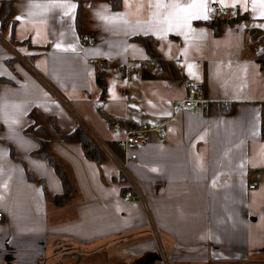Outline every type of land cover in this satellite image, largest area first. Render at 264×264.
Wrapping results in <instances>:
<instances>
[{
	"label": "crops",
	"instance_id": "crops-1",
	"mask_svg": "<svg viewBox=\"0 0 264 264\" xmlns=\"http://www.w3.org/2000/svg\"><path fill=\"white\" fill-rule=\"evenodd\" d=\"M4 2L15 24L12 37L0 24V264H264V0H196L199 18L172 30L156 4L193 0ZM188 80L210 101L197 113L179 109ZM144 123L165 138L150 131L127 160L119 140ZM79 125L100 163L59 136ZM27 132L68 168L66 204L49 200L63 187ZM124 162L139 199L123 198Z\"/></svg>",
	"mask_w": 264,
	"mask_h": 264
},
{
	"label": "trees",
	"instance_id": "trees-1",
	"mask_svg": "<svg viewBox=\"0 0 264 264\" xmlns=\"http://www.w3.org/2000/svg\"><path fill=\"white\" fill-rule=\"evenodd\" d=\"M74 1L78 5H80L82 2L90 1V0H74ZM105 1H107L110 4L112 9H119L121 6V0H105ZM235 19L236 18H233L231 19V21H234ZM9 22L11 23V37H12L15 22L13 20H10L8 3L4 2L1 5V9H0L1 27H4ZM260 39H263V38H260ZM141 40H142V43L145 45V48L147 49V52L149 53V55L153 57L154 55L149 49L147 42L143 39ZM257 59L261 63H264V56L257 57ZM263 70H264V67H263ZM95 80H96L97 89L99 91V101L100 103H102L106 99V83H105L104 75L99 71L96 72ZM98 108L100 111L101 110L100 107ZM107 121L110 122L108 118H107ZM120 123L121 125H125L122 122ZM110 124L112 125L111 122ZM126 127L128 126L126 125ZM131 128H132L131 130L135 129V127H131ZM28 135L32 136L38 144V148L37 150L32 152V156L47 161L51 165V167L54 169L63 187V193L61 195L49 196V200L57 206H62L66 204L69 200H71L74 197V193H75V188L70 178L68 168L65 165H63L61 162H59L50 153L49 140H47L46 138L42 136L34 135L32 133L31 134L28 133ZM59 136L64 141L79 142L86 158L93 160L96 163H100L103 160L104 154L99 144L93 139L90 133L83 126H80V125L77 126L70 133L59 132ZM261 137L264 140V104L261 110ZM122 181H124L123 178H122Z\"/></svg>",
	"mask_w": 264,
	"mask_h": 264
},
{
	"label": "built area",
	"instance_id": "built-area-1",
	"mask_svg": "<svg viewBox=\"0 0 264 264\" xmlns=\"http://www.w3.org/2000/svg\"><path fill=\"white\" fill-rule=\"evenodd\" d=\"M212 9L216 10L218 16L223 19L231 20L233 18H236L238 15L237 11L235 10H226L224 8H219L216 5H213ZM82 41L83 44H86L88 46H93L95 44L94 38L90 35H84ZM255 54L256 57L264 56V40L256 45ZM261 64L264 67V63ZM187 91H188V97L186 98V100H184V102L180 104L179 106L180 110H184L189 113H197L200 112L204 107L208 106L210 101L204 100L201 97V93H202L201 87L196 81L194 80L187 81ZM150 131H156L158 137L161 139L165 138V133L163 131L158 130L157 128L151 129L147 124L144 123V124H140L138 128L127 131L125 137L119 140V146L123 148L127 153V160L135 159L136 155L134 153H130L129 151L145 143L148 139V133ZM119 170L122 178L124 179V182H126V184L129 187V191L131 192V194H126L123 196L124 200L130 201L132 198L139 199L141 197V194L139 192V187L137 185V182L134 180V178L129 172L127 162L120 163ZM256 175L257 177H260V173H257ZM257 183H258L257 181L252 182L249 185V188L255 189L257 187ZM1 219H2V213H0V221Z\"/></svg>",
	"mask_w": 264,
	"mask_h": 264
},
{
	"label": "snow or ice",
	"instance_id": "snow-or-ice-1",
	"mask_svg": "<svg viewBox=\"0 0 264 264\" xmlns=\"http://www.w3.org/2000/svg\"><path fill=\"white\" fill-rule=\"evenodd\" d=\"M156 7H169L172 9L162 21H159V23L167 25L168 30H172L173 28L187 26L188 21L199 18L205 6L203 3H197L196 0H193V2L189 4L177 2L170 5H163L157 3ZM203 18L206 19L207 17L204 16ZM17 19H19V17H17Z\"/></svg>",
	"mask_w": 264,
	"mask_h": 264
}]
</instances>
